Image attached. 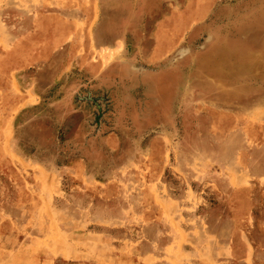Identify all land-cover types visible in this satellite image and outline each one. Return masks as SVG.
Segmentation results:
<instances>
[{
    "label": "rangeland",
    "instance_id": "obj_1",
    "mask_svg": "<svg viewBox=\"0 0 264 264\" xmlns=\"http://www.w3.org/2000/svg\"><path fill=\"white\" fill-rule=\"evenodd\" d=\"M192 2L0 0V264H264V0L211 23L248 50L150 61ZM54 9L92 50H44Z\"/></svg>",
    "mask_w": 264,
    "mask_h": 264
},
{
    "label": "crops",
    "instance_id": "obj_2",
    "mask_svg": "<svg viewBox=\"0 0 264 264\" xmlns=\"http://www.w3.org/2000/svg\"><path fill=\"white\" fill-rule=\"evenodd\" d=\"M222 0H193V12L191 14L190 19L185 22L181 21V24H170V29L167 31V34H164V30L162 24L169 20H173V16H169L163 20H160L158 25L155 28L154 32V43L151 48V52L149 53V60L160 62L163 61L169 54L173 53L175 50H179V47H182L185 29L188 28L189 24L192 28V39L196 38L197 31L200 30L201 24L207 25V33L208 39L207 43L204 44V50H248V43L243 39L242 33L240 34V42L239 49L232 46L233 44L229 41H226L227 32L219 31L212 28L211 23L217 21V19L223 17L221 13L225 11L221 4ZM86 2L94 7L96 0H86ZM219 7H221L219 9ZM49 15H41V18L46 21H52L55 24H67V32L63 39H59L62 42H58L56 44L55 41H51L47 49L44 50H92L91 47V32H90V24H92V17L84 16L79 18L69 17L65 14V12L58 11L54 9ZM35 19V20H36ZM58 26L49 27L48 33L49 36H53L54 34H59ZM56 30V31H55ZM37 34V33H36ZM31 35H27L30 37ZM34 35H32L33 37ZM53 38V37H52ZM97 38H102L100 33L97 32ZM117 38V39H116ZM245 38V36H244ZM120 36L114 37L112 40L113 43H100L95 44V50H122V47L118 44L122 42ZM125 39V38H124ZM50 40H56V37ZM79 40V41H78ZM126 42V40H124ZM70 43L74 47L68 46ZM77 44V45H75ZM80 44V45H79ZM105 44V45H104ZM237 44V43H236ZM63 45H67L63 47ZM198 50H201V46L198 45Z\"/></svg>",
    "mask_w": 264,
    "mask_h": 264
},
{
    "label": "bare ground",
    "instance_id": "obj_3",
    "mask_svg": "<svg viewBox=\"0 0 264 264\" xmlns=\"http://www.w3.org/2000/svg\"><path fill=\"white\" fill-rule=\"evenodd\" d=\"M260 39V38H259ZM257 40H255V42H256ZM257 43V42H256ZM232 74V73H231Z\"/></svg>",
    "mask_w": 264,
    "mask_h": 264
}]
</instances>
